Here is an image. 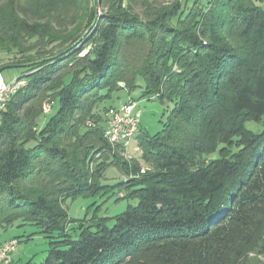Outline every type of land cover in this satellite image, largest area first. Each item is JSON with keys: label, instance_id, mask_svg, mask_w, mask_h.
Instances as JSON below:
<instances>
[{"label": "trees", "instance_id": "trees-1", "mask_svg": "<svg viewBox=\"0 0 264 264\" xmlns=\"http://www.w3.org/2000/svg\"><path fill=\"white\" fill-rule=\"evenodd\" d=\"M262 5L0 0V61L58 56L23 69L27 86L0 113V238L30 226L55 240L40 264H264ZM139 89L172 107L126 160L105 114ZM112 167L131 179L104 185ZM116 188L123 213L70 216L69 200Z\"/></svg>", "mask_w": 264, "mask_h": 264}, {"label": "rangeland", "instance_id": "rangeland-1", "mask_svg": "<svg viewBox=\"0 0 264 264\" xmlns=\"http://www.w3.org/2000/svg\"><path fill=\"white\" fill-rule=\"evenodd\" d=\"M264 8V5H262ZM100 11V10H98ZM20 57H15L13 54H8L5 52L1 53V60L6 65H13V61L19 60ZM24 70L20 68H8L2 71L6 81H12L14 79L20 78L24 75ZM142 91L139 89L134 91L131 95L123 90L117 93L114 96L112 102L109 105H114L118 107L122 104H125L130 98H133L138 102V109L142 112L141 118V131L143 134L153 136L158 132L162 131L164 123L167 120L168 109H171L172 106H166L159 103L158 100L152 99H140ZM169 107V108H168ZM247 127L254 131H260L259 127L249 123ZM124 157L126 160L141 158V151L138 147L137 138L131 143L128 150L125 151ZM218 156L214 155L210 157L211 159H216ZM142 168L146 169V166L142 164ZM131 179L130 176L124 175L117 167L110 168L104 175L103 184L104 185H116L122 181H127ZM114 193H109L100 198L94 199H83L78 198L76 200H69L66 204V207L69 211V214L72 218L83 219L86 217H91L95 210L100 207V212L98 213L101 217H114L120 213H123L129 202L128 201H117L119 198H122L126 195L125 191H120L118 188L113 190ZM88 210V211H87ZM78 225L69 226V231L73 234H76L78 231L76 228ZM28 237H31L28 239ZM17 239L19 244L16 252L14 253L15 264H26L29 261L33 263L40 264L42 263L50 250V243L52 239L41 235L35 228L30 226L25 227H13L9 232L4 233L0 241ZM5 242V241H4ZM253 264H259L254 261Z\"/></svg>", "mask_w": 264, "mask_h": 264}, {"label": "built area", "instance_id": "built-area-1", "mask_svg": "<svg viewBox=\"0 0 264 264\" xmlns=\"http://www.w3.org/2000/svg\"><path fill=\"white\" fill-rule=\"evenodd\" d=\"M169 1V0H166ZM5 64L0 61V113L8 102L28 84L26 78H17L6 81L2 71ZM138 102L129 100L125 104L111 108L105 114L106 129L104 136L114 147L128 150L131 143L140 132L142 112L138 109ZM51 112V106L45 109V114ZM145 169L142 170V173ZM19 242L16 239L0 244V264H11Z\"/></svg>", "mask_w": 264, "mask_h": 264}, {"label": "water", "instance_id": "water-1", "mask_svg": "<svg viewBox=\"0 0 264 264\" xmlns=\"http://www.w3.org/2000/svg\"><path fill=\"white\" fill-rule=\"evenodd\" d=\"M93 3H94V7L96 8V12H98V0H93ZM90 31V29L87 31V33ZM56 57L58 56H55V57H49V58H44V59H41V60H37L35 62H31V63H27V64H22V65H17V64H13V65H9L7 66L5 69H8V68H20V69H25V68H29L33 65H38V64H42V63H45V62H49V61H53Z\"/></svg>", "mask_w": 264, "mask_h": 264}, {"label": "crops", "instance_id": "crops-1", "mask_svg": "<svg viewBox=\"0 0 264 264\" xmlns=\"http://www.w3.org/2000/svg\"><path fill=\"white\" fill-rule=\"evenodd\" d=\"M4 241H5V240H4ZM4 241H3V242H4ZM3 242H2V243H3Z\"/></svg>", "mask_w": 264, "mask_h": 264}]
</instances>
